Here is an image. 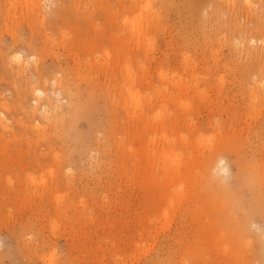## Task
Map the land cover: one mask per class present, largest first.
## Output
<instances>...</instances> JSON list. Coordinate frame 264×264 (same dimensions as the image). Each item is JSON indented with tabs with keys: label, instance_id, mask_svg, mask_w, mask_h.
Returning <instances> with one entry per match:
<instances>
[{
	"label": "rangeland",
	"instance_id": "obj_1",
	"mask_svg": "<svg viewBox=\"0 0 264 264\" xmlns=\"http://www.w3.org/2000/svg\"><path fill=\"white\" fill-rule=\"evenodd\" d=\"M0 264H264V0H0Z\"/></svg>",
	"mask_w": 264,
	"mask_h": 264
},
{
	"label": "bare ground",
	"instance_id": "obj_2",
	"mask_svg": "<svg viewBox=\"0 0 264 264\" xmlns=\"http://www.w3.org/2000/svg\"><path fill=\"white\" fill-rule=\"evenodd\" d=\"M245 1H246V0H245ZM262 2H263V1H262ZM43 18H44V17H43ZM17 57H18V56H17ZM19 57H20V56H19ZM19 57H18V58H19ZM13 58H14V57H13ZM54 84H55V83H54ZM60 92H61V91H60ZM60 92H59V93H60ZM38 93H39V90H38ZM40 93H41V92H40ZM42 94H43V93H42ZM44 108H45V106H44Z\"/></svg>",
	"mask_w": 264,
	"mask_h": 264
},
{
	"label": "clouds",
	"instance_id": "obj_3",
	"mask_svg": "<svg viewBox=\"0 0 264 264\" xmlns=\"http://www.w3.org/2000/svg\"><path fill=\"white\" fill-rule=\"evenodd\" d=\"M17 59H18V57H17Z\"/></svg>",
	"mask_w": 264,
	"mask_h": 264
}]
</instances>
